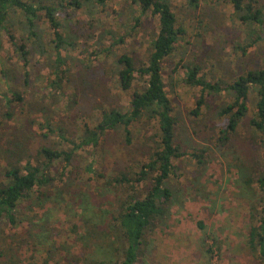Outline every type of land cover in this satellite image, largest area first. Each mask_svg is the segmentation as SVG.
<instances>
[{
    "label": "rangeland",
    "instance_id": "obj_1",
    "mask_svg": "<svg viewBox=\"0 0 264 264\" xmlns=\"http://www.w3.org/2000/svg\"><path fill=\"white\" fill-rule=\"evenodd\" d=\"M258 1L264 6V0ZM172 3L186 35L164 63L163 78L179 118L177 141L189 154L205 152L202 164L189 155L175 161V175L168 181L174 202L168 217L150 237L145 261L259 264L248 244L249 230L257 224L253 209L261 208L264 197L257 183L264 173L259 139L245 120L227 145L219 144L222 121L217 111L228 97L205 93L206 103L201 115L195 117L191 111L201 88H191L182 79L185 66L193 62L202 67L210 82H230L264 66V42L245 54L235 51L237 45H245L247 35L233 7L224 0H200L196 9L188 0ZM86 10L76 12L67 24L80 46L70 53L66 66L69 82H63L62 93L56 94L51 82L47 83L56 79L49 58L32 55L26 84L22 64L12 56L11 46L5 42L0 48V90L9 100L14 97L12 90L20 91L24 98L22 103L15 102L13 109L4 99L0 101V172L6 162L36 158L42 146L72 148L70 142H61L58 133H49L47 125L54 131L64 130L68 140L79 141L86 126L93 128L100 122L104 110L125 109L130 104L132 90H122L115 61L126 54L138 67L147 64L158 19L151 14L141 16L131 0L112 1L95 16ZM2 69L9 70V76H4ZM9 82L14 84L12 88ZM141 84L139 79L134 87ZM256 99L252 91V108ZM8 112L13 114L10 119L5 116ZM157 131L156 121L141 120L131 128V143L122 131H110L98 146L78 149L69 166L56 164L52 185L43 189L49 199L35 194L33 200L23 202L17 226L0 222V248L6 251L1 264H70L69 256H81L84 249L90 258L117 261L116 243L109 247L113 237L107 224L126 192L109 182L122 172L138 170L154 146ZM249 178L255 180V191L245 184Z\"/></svg>",
    "mask_w": 264,
    "mask_h": 264
},
{
    "label": "trees",
    "instance_id": "obj_2",
    "mask_svg": "<svg viewBox=\"0 0 264 264\" xmlns=\"http://www.w3.org/2000/svg\"><path fill=\"white\" fill-rule=\"evenodd\" d=\"M112 1L115 0H0V48L5 42L11 46L12 56L22 64L26 84L30 80L28 66L32 55L49 58V67L53 69L52 74L56 79L48 80L47 83L51 82L52 91L56 94L62 93L63 82H69V69L66 66L72 58L70 53H74L76 47L80 46L67 24L79 10L86 8L91 16H95L105 11ZM224 1L233 7L234 16L247 35L245 45H237L235 51L245 54L264 42V6L258 0ZM199 2L188 0V4L195 9L199 7ZM131 4L137 7L141 16L151 14L158 19V23L152 36L147 64L138 67L126 54L117 57L115 61L122 90H132L128 107L104 110L100 122L93 128L86 126L79 141H70L64 130L58 128L54 131L47 125L49 133H58L61 142H70L72 148L66 150L58 145L42 146L36 158L30 157L25 162H6L0 172V222L17 226L18 209L23 202L33 200L35 194L45 195L49 199L43 189L52 185L51 172L56 164L64 162L69 166L78 149L98 146L101 138L110 131H122L129 144L134 123L141 120L157 122L158 131L154 136L156 141L153 148L150 147L147 160L139 164L138 170L122 172L109 182L111 185L122 186L126 192V196L119 200L115 212L110 215V224H107L108 233L113 237L109 240L112 241L109 247L112 248L116 243L117 261L90 258L84 249L81 256H69L67 263L70 264L73 261V264H147L145 259L150 237L168 217L169 208L174 202L175 196L168 187V181L175 175V161L189 155L202 164L204 157L205 151L189 154L177 141L179 118L163 78L164 63L173 57L179 42L185 37V26L175 13L172 0H131ZM136 19L139 21L140 17ZM185 68L182 82L191 88H201L202 91L196 107L191 111L192 115H201L202 106L206 103L205 93L226 94L228 101L223 102L217 111L222 121L218 143L227 145L246 120L254 137L259 139L264 166V66L248 70L230 82L218 80L214 83L207 80L200 65L192 62ZM1 73L9 76L10 72L2 69ZM139 79L143 84L134 87ZM9 85L12 88L14 84L9 82ZM252 91L257 95L253 108L250 105ZM12 93L14 97L9 100L0 90V97H3L0 101L4 99L10 109H13L15 102L22 103L24 100L20 91L12 90ZM5 116L10 119L13 114L8 112ZM89 171H92L91 167ZM254 181L252 178L245 181L248 189L253 191ZM257 183L259 191L264 193V173L259 175ZM39 206L43 207V204ZM260 206L259 210L253 209L252 216L257 224L249 230L248 244L258 263L264 264V197L261 198ZM99 217L103 221V216ZM199 227L205 230L202 222H199ZM76 229L77 226H74L73 231ZM5 252V249L0 248V264Z\"/></svg>",
    "mask_w": 264,
    "mask_h": 264
}]
</instances>
